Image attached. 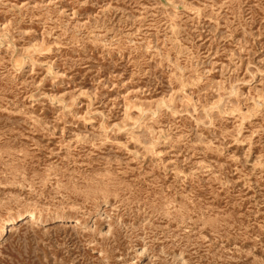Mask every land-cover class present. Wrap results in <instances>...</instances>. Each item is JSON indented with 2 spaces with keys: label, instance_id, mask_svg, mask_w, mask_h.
<instances>
[{
  "label": "clouds",
  "instance_id": "clouds-1",
  "mask_svg": "<svg viewBox=\"0 0 264 264\" xmlns=\"http://www.w3.org/2000/svg\"><path fill=\"white\" fill-rule=\"evenodd\" d=\"M16 215L0 264H264V0H0Z\"/></svg>",
  "mask_w": 264,
  "mask_h": 264
},
{
  "label": "rangeland",
  "instance_id": "rangeland-1",
  "mask_svg": "<svg viewBox=\"0 0 264 264\" xmlns=\"http://www.w3.org/2000/svg\"><path fill=\"white\" fill-rule=\"evenodd\" d=\"M46 219H49V218L46 217ZM3 221L4 220H0V227ZM24 228H25L24 222L15 223L9 227L7 235L2 239H12L13 237H16L18 239L19 234L23 232ZM76 254H78L77 249L73 248V255H76ZM13 255H15V253H13Z\"/></svg>",
  "mask_w": 264,
  "mask_h": 264
},
{
  "label": "bare ground",
  "instance_id": "bare-ground-1",
  "mask_svg": "<svg viewBox=\"0 0 264 264\" xmlns=\"http://www.w3.org/2000/svg\"><path fill=\"white\" fill-rule=\"evenodd\" d=\"M51 219L55 220L56 217H51ZM25 220H27L26 216L21 218V216H18V215L12 217L11 219L4 220L1 227H0V239L4 238L7 235L8 229L11 225H13L15 223H19V222H24Z\"/></svg>",
  "mask_w": 264,
  "mask_h": 264
}]
</instances>
